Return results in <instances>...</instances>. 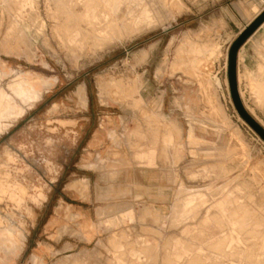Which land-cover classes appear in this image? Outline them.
Returning <instances> with one entry per match:
<instances>
[{"label": "rangeland", "instance_id": "rangeland-1", "mask_svg": "<svg viewBox=\"0 0 264 264\" xmlns=\"http://www.w3.org/2000/svg\"><path fill=\"white\" fill-rule=\"evenodd\" d=\"M263 12L0 0V92L42 95L0 132V229L18 239L0 240V264H264V22L235 63L262 134L229 83Z\"/></svg>", "mask_w": 264, "mask_h": 264}, {"label": "flooded vegetation", "instance_id": "flooded-vegetation-1", "mask_svg": "<svg viewBox=\"0 0 264 264\" xmlns=\"http://www.w3.org/2000/svg\"><path fill=\"white\" fill-rule=\"evenodd\" d=\"M8 89L10 91L9 95L12 98V100L10 101L4 98L3 91L0 92V108L4 107L5 109L6 107L9 109L8 114L5 115L3 114V112H1L2 110H0V113L4 116L3 118H6H2L3 120H0V132L8 128L13 120L21 117L25 113L27 107L32 106L42 98L41 94L27 89L25 86L15 81L11 85H8ZM81 92L82 90H79L80 100L82 102H85L84 98L81 97ZM6 194L7 191L0 186V200L2 199V196H6ZM23 194L24 192L21 190L19 192V195L11 193L9 194L8 198L18 203L23 200ZM1 225L2 221L0 220V226ZM9 237H11V239L4 235V229H0V240H2L4 244L5 241H8L13 247H15L14 242H17L18 239H16V237L14 236Z\"/></svg>", "mask_w": 264, "mask_h": 264}, {"label": "water", "instance_id": "water-1", "mask_svg": "<svg viewBox=\"0 0 264 264\" xmlns=\"http://www.w3.org/2000/svg\"><path fill=\"white\" fill-rule=\"evenodd\" d=\"M264 22V12L261 13L257 19H255L249 26L248 28L241 34V36L238 38V40L235 42L233 45L230 55H229V83L231 86V90L233 93V97L236 100V105L237 109L239 110L240 114L242 115L243 118H245L259 133L261 131L249 120V118L246 116V114L243 112L239 104H237V97L235 98V93H236V86H235V63H236V55L237 51L240 48V46L243 44L247 38ZM262 134V133H261ZM264 137V134H262Z\"/></svg>", "mask_w": 264, "mask_h": 264}, {"label": "bare ground", "instance_id": "bare-ground-1", "mask_svg": "<svg viewBox=\"0 0 264 264\" xmlns=\"http://www.w3.org/2000/svg\"><path fill=\"white\" fill-rule=\"evenodd\" d=\"M260 15H261V14H260ZM260 15H259V16H260ZM259 16H258V17H259ZM256 19H257V18H256ZM250 24H251V23H250ZM114 27H115V26H114ZM115 33H116V32H115ZM36 81H37V79H36ZM38 83L41 84V82H38ZM42 85L45 86V83L42 84ZM115 87H116L115 89L117 90V89H118L117 87H119V85L117 84ZM128 88H129V87H128ZM121 89H122V88H121ZM124 90H125V89H124ZM122 91H123V90H122ZM130 91H131V90H130ZM124 93H125V92H124ZM101 94H102V93H101ZM108 95H109V94H108ZM126 97H127V96H126ZM12 109H13V108H12ZM0 110H2L1 112H3V114L5 115V114H8V110H9V109L6 108V107H5V109H4V107H2V108H0ZM3 117H4V116L0 113V120L6 119V118H3ZM2 118H3V119H2ZM173 129H175V128H173ZM164 130H165V129H164ZM173 131H174V130H173ZM175 131H176V130H175ZM188 140H190L189 137H188Z\"/></svg>", "mask_w": 264, "mask_h": 264}, {"label": "crops", "instance_id": "crops-1", "mask_svg": "<svg viewBox=\"0 0 264 264\" xmlns=\"http://www.w3.org/2000/svg\"><path fill=\"white\" fill-rule=\"evenodd\" d=\"M240 55V54H239ZM258 71L260 72V83L258 86H264V74H263V67L260 65ZM120 176V175H119ZM123 177V175H121ZM145 181V180H144ZM131 193H134V190L131 191ZM145 199V197H143Z\"/></svg>", "mask_w": 264, "mask_h": 264}]
</instances>
